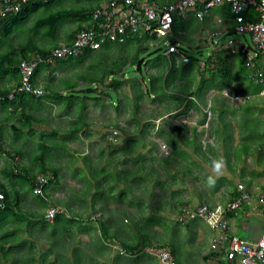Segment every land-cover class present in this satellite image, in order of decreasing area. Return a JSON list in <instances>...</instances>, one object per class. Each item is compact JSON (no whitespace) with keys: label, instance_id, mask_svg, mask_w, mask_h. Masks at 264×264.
Segmentation results:
<instances>
[{"label":"trees","instance_id":"obj_1","mask_svg":"<svg viewBox=\"0 0 264 264\" xmlns=\"http://www.w3.org/2000/svg\"><path fill=\"white\" fill-rule=\"evenodd\" d=\"M55 1L56 0H48L47 2H44L38 0L23 3L19 12H16L13 15L8 14L0 21V78H8L9 81L14 80L13 88H15L21 84V61L23 59L36 60L38 65L34 72L33 83L35 86H38L42 89V94L39 96L29 92H20L19 94H16L14 98H9V94L11 91H13V88L0 86V96H3V98H0V104L9 110L10 114L15 113L17 115L16 117L19 119L21 127L16 126L14 123L11 125V127H13L16 132H20L21 129H28L29 135L31 137H33L35 134L41 137V140L38 144L40 151L38 153H34L33 155L34 162L41 163L46 168H49L50 172L55 176L54 178H51L47 176L48 172L41 170L37 173L32 172L28 170L26 166H22L19 160H17V162L15 159L13 161L15 163H9L5 166V174L9 179L10 186L9 184L6 185L0 183V192L4 193V199L0 200V202L2 201L6 203L4 208L0 207V221L9 217L6 216L9 213L18 214L20 212L19 216H17L20 226L16 225V228L19 227L16 230H19L22 233V236L21 234L12 235V233L6 236H0L2 239V241H0V264H3L2 258H7L6 256L8 251L13 248L9 246L8 250L4 249L3 247L7 245L6 243L10 244V242L14 240V243L11 242V244H14L15 246L29 244V237L39 233L38 231L36 233L35 230H32L36 226H40L42 228H49L50 226L54 227L49 236L50 239H52V245L58 243L57 240H59V237L57 236H59L58 233L61 228H70V223L68 224V222H71V218H69L67 216V212L63 210H60L53 220L47 219L46 213L40 214L39 211H33L32 215L34 216H28L27 213L22 216V211H17V209L19 210L21 208L23 194H26L27 192H31L38 199L40 197L43 206L48 205L46 200V192L52 184L59 181L58 169L49 165V160L54 159V155L51 153V151L56 149H67V143L65 141L66 138H63L62 140L56 139L58 136V129L52 128L50 130L52 137H55L56 139L51 144L49 141H46L47 138L45 137V130L40 131L37 129L42 121L45 120L43 116H40L41 114L37 113L42 110L41 108H43V106H45V101L43 100L45 97H47V99L51 100L52 102L61 103L62 100H67L69 103L67 108H64L61 104L65 111L69 110L74 102L76 103L78 100L82 101L78 107L76 106V110L78 111L75 113L76 117L74 118V124L66 130V132L69 133L67 135L68 138H70L71 135L74 136L79 134L87 126H90V123L83 119L84 115L82 114V110L85 108V103L87 100L101 99L99 98L100 96H90V93L92 92H96L97 95L99 93H104L105 96L109 95L111 100H113L111 95L112 92L118 94L121 89L123 90L125 86L130 84L131 88L133 90L135 89L136 92L133 98L135 104H133L132 107L134 113L140 107V103L145 97H148L152 101L158 100L159 102L164 103L161 107L162 109H160V111L157 113L161 118L164 119L163 124L157 130V134L164 137V142L171 148L169 152L163 156H158V152L154 150L155 147L153 146L147 151L148 154L139 152L137 156L134 155L136 148L139 147L141 143H144L143 141L141 142L144 137V130L150 131V127H155L151 126L150 123H144L141 126L140 122L137 120V129L134 131L138 133V135L142 136L141 139L133 136V131L128 132L125 130L124 124L118 122L115 125H110L108 127V131L103 134V138L109 143L111 147H113L111 153L120 154L123 157V160L129 159L131 156L132 159H135L133 161V167L122 169L124 173L120 172V174H118L116 172L117 176L114 173L116 168L110 167V163H113L112 160L107 161L108 165L105 168L98 167L95 171L99 175L102 182L97 180L99 184H93L94 178L91 176L89 185L80 191L79 197L87 201H89L87 197L91 196L96 198L97 195L103 194L106 189L113 191L114 186H110L108 184H110L111 181L121 179L126 180L129 182V184H131L132 181L134 183L139 182V184L145 186V190L151 191L157 181H155L153 178L156 170L150 161L158 157L160 158L161 162L165 163L164 166L161 165L164 173L173 179V182H169L167 184V189H171L170 194L174 196V198L171 197L172 201L176 198H179L183 191V187L181 189L172 188V186L178 182V176L180 174L185 176L188 181L199 179V175H194L195 169L190 167V165L194 166V168L200 166L198 160H203V157H200L202 142L197 140V127L192 126L193 135L190 136L188 135V126L186 124L176 125L173 120L181 113H187L188 108H190L191 105H195L194 99L192 97L194 95H198L199 97V93L203 90V88L208 86H211L220 92L228 87L230 88L231 94H235L240 91L244 95H251V98H246L242 101H239L240 104L238 106L229 104V107H225L224 103L228 100L232 101L230 97H220L219 95L214 96V100L218 103L219 109L216 119H212L211 124L213 122H216L217 124L218 128L215 130V141L219 147L224 148L225 152L223 159L225 162L229 163L231 160L233 162L235 157L237 160L242 159L240 152L249 153L254 151L255 160L261 161L264 159V156L261 155V152H264V96L259 94L264 88V80L261 82L258 79L259 77L257 72L261 69V67L254 64L256 57H260L264 52H260L252 46L244 47V44L241 40H234L232 41L233 46L226 44L223 47H220V45L213 47L211 53L206 55L204 59H202L200 56L188 55L186 48L181 46V53L186 55L188 58L187 63H185L181 58L179 61H177L174 55H170L171 58L162 56V58L165 60L163 63H153L152 60L145 57V54H149V50L152 46L149 43L144 44L142 42L143 38L138 36V33L136 34V37H138L140 43L138 47L135 49L128 47L124 48L125 46L120 47L119 51L126 53V55H120L106 65L101 64V57H99L100 54L111 52L112 57L115 52H119L107 47L106 45H109L107 41L102 42V44L104 43V45H106L105 47H102V49H100V47V50L93 49L91 46H88L85 48L84 52L78 56L55 58L52 62L41 60L40 57H44L50 53L51 49L56 45L48 47L46 45H40V43L34 38L32 34H27L26 41L23 43V45H19L17 47L18 49H14V47H11L10 45L7 47V39H9L12 31L17 26L26 22L28 18H32L33 20L32 24L35 26L33 31L39 32V30L42 28V34L53 35L58 29L60 23L69 22L70 20L78 21L79 27H77V31L83 29H95L100 32L97 21L94 18V12L102 6L92 4L80 9L73 8L67 10H56L51 12L49 15L40 13V9L50 8L49 6L54 4ZM204 3L205 1L201 2L198 8H202ZM226 5L228 10L231 12V5L229 3H226ZM232 15H234L233 12ZM245 15L247 18L255 20L259 19L257 12L252 9H248ZM176 19L177 18L175 17L174 22ZM44 27L48 28L46 29L47 31L43 29ZM236 27L237 22L233 21L227 29L235 30ZM173 29L175 32V26ZM146 34L148 39L157 38L156 35H150L148 33ZM174 35H176V33ZM133 37V32L129 29L126 33V39L131 41ZM171 41L175 44L180 42L176 36H173ZM246 48H248L249 52L254 50L257 56L251 57V54L246 51ZM181 53L178 55L179 57L182 56ZM88 61H90L89 65L92 67L93 74L92 72L83 71L71 74L73 75L72 78L67 77L63 79V83H65L64 88H54L50 82L45 80V78H42L41 83H38L37 78L40 75L44 77L42 71L45 69L48 71V74L51 75L54 74L55 70L60 69L62 66L76 67L77 65ZM201 61H204L203 66L201 65ZM99 63L103 65V69L101 70L100 75H95V70ZM195 64L199 66V76H201V78L197 80V87L190 91L189 87L192 84V80H190V78L185 75L187 72H189V74L192 73V68H194ZM129 65L135 67L133 71L137 73V76H126V68ZM148 66L149 69L147 71L145 68ZM153 69H155V71H153ZM234 69L236 70L235 72H233ZM262 72L264 78V71ZM206 75H209V78H206ZM78 78L87 80V84L83 86L79 85ZM177 79H180L178 85L174 84L176 83ZM94 83H97L96 87H94ZM98 86H100L101 89H98ZM171 88L179 90L180 94L168 92V90ZM66 91H71V94H64ZM79 93H83L84 95L80 96ZM182 103L185 104V109L173 114L177 110L178 105ZM115 108L117 110L119 105H115ZM216 108L217 107H214L213 110ZM167 114H169V117L166 118ZM204 116H207L206 113ZM236 127H239L238 135L241 137V141H239L238 144H236L235 140L233 139V134L236 130ZM4 146L5 142L0 137V154L3 152L10 154L7 149L3 148ZM190 149L192 152H190ZM212 149L215 150L216 146L214 145ZM232 150L237 152L234 154L235 157L231 156L230 152ZM17 154H21V152ZM11 155L13 156L12 153ZM171 162L174 163L175 167L173 169H166V166L171 165ZM190 175H192L193 178H191ZM39 176H43L46 179L45 186L43 188L44 192L42 193H38L35 190L39 184ZM17 182L25 183L27 186L26 190L19 189L16 186ZM150 182H152L151 188L148 187ZM129 184L127 183L126 186L128 189L120 193L121 197L125 192L128 193V191L133 189ZM93 187L96 190H94ZM233 197H236V195L233 194ZM90 200H92V204H89L92 207L95 206L94 200ZM186 202L188 203L187 200L184 202L179 200L178 203H176L175 206H177L178 210L177 215H180L184 207H191V205L189 203L187 204ZM165 203H169L168 200ZM102 208L103 206L99 205L97 211H100ZM157 208L159 209L160 206L157 205ZM94 210L96 211V209ZM227 213L231 212L229 211ZM21 221H30V224L27 228H24L21 225ZM147 222L148 220L146 221L144 219L143 224H147L148 226ZM132 224L137 236H135V240H128L125 238L120 239V244L125 248V251L127 250L128 252L134 254L140 253L148 247H154L155 249L160 248V246H155V244L150 241L149 236L144 231L143 224L140 225V222L133 220ZM104 230L106 231L105 235L109 236L106 224H104ZM25 234L26 236H24ZM12 238L15 239L11 240ZM49 249L50 248H47V251L40 255L41 264L44 263L43 259L48 256V252L50 251ZM171 249L175 254L176 250L174 248ZM214 253L218 256H223L225 250L215 251ZM53 257L54 259H57L56 255H53ZM51 264H56V260H53Z\"/></svg>","mask_w":264,"mask_h":264},{"label":"crops","instance_id":"obj_2","mask_svg":"<svg viewBox=\"0 0 264 264\" xmlns=\"http://www.w3.org/2000/svg\"><path fill=\"white\" fill-rule=\"evenodd\" d=\"M108 1L110 0H79V2L78 0H76V5L80 3L82 4L81 6H75L73 0H66L63 3L66 5V7H62L63 4L58 7L57 4L59 3V0H56L54 2V4L56 3V5L55 6L54 4L50 5L48 12H46L45 14L49 15L53 11L62 10V9H66V10L73 9V8L80 9L86 6H90L92 4L97 5V6H103L107 4ZM135 1L142 4L149 0H135ZM157 1L163 4H167V3L174 2L176 0H157ZM41 10L42 9H40V13H41ZM176 18L177 19L174 22L172 31L167 34L170 37L169 41L162 40V38L165 36H160V37L157 36L156 39H148V36L145 33H140V34L138 33V36L143 38L142 42L144 44L149 43L151 46L159 45L161 44V42L164 43L165 49L162 52V56L171 58V56L174 55L177 61H179L181 58L183 59L185 63H187L188 60L187 61L184 60V58H187L186 55L181 53L180 43L187 44V41L189 39H185V38H189L188 29L191 28V26L195 24L196 19L205 20L204 26L207 27V31L209 32V37L211 36L210 37L211 45L208 44V42L207 44L212 46V49L213 47L219 46L222 41L221 40L219 44L216 45V42L214 41V37L219 36V38H221V36L225 33H228V35H231L237 32L236 29L235 30L227 29L228 26L231 25V23L233 21L235 22L236 20H235L234 15H232V10L231 12L228 10L226 3H222V4H219L217 6L210 8L208 10V13L205 14L203 18L197 16L196 10H193V9H189L184 13L178 14ZM29 20H31V24L28 25L27 28L25 27V29L27 31H33L35 27L32 24L33 20L32 18H28L26 22H28ZM69 22H74L75 24L74 27L69 28L67 26ZM69 22L66 24L60 23L58 26V29L55 31L53 35L43 34V35H47L48 37L52 39L50 40L51 42L49 43L48 46H54V45L57 46L62 43H67V44L73 43L75 34L78 32L77 27H79L78 25L79 23L77 20H70ZM216 23L224 25V26L222 28H219L216 26ZM174 26L176 28L175 32L173 29ZM43 29L47 31L46 29L48 28L44 27ZM39 32L40 33L43 32L42 28L41 30H39ZM175 33L176 35H174ZM28 34H31V33H28ZM136 34L137 33H133L134 37L131 41H128L126 39L125 42L118 43V42H112L109 40H105L109 44V45H106V44L105 45L107 47H110L112 50H117V51H119L120 50L119 48L122 46H125L124 48L128 47V48L135 49L140 44L138 37H136L137 36ZM173 36H176L180 42L176 44L178 47V51L175 53H172L170 56L167 54V48H168L169 43L175 44L174 42L171 41V38ZM201 38L203 37L201 36ZM153 41H160V42L155 44L153 43ZM103 45L104 43L101 45L100 49H102V47H105V45L104 46ZM199 50L202 52V53L200 52V55L203 56L204 51H202L201 49ZM247 50L248 48H246V51ZM180 53L182 54V56L179 57L178 55ZM149 59L152 60V58H149ZM201 65L202 66L204 65V61H201ZM148 69H149V66L146 68V70L148 71ZM153 71H155V69H153ZM235 71L236 70L234 69L233 72ZM185 76H188L190 80H192V84L189 87V90L191 91L192 89H195L197 87V80L201 78V76H199V66L195 64L194 68H192V73L189 74V72H187ZM206 78H209V75H206ZM4 79H5V82L7 83L2 84V85L0 84V86L13 88L14 80L9 81L8 78H4ZM37 80H38V83H41L42 75H40L37 78ZM179 82H180V79H177L176 83L174 84L178 85ZM225 90H229L230 92V88L228 87L225 88L222 92L214 89L211 86L204 87L203 90L199 93V97L198 95H194L192 97L194 99L195 105H191L190 108H188V110L190 109L193 113H195L192 116L195 118L194 125L192 126H196V127L199 126L197 128V133H198L197 140L202 141L204 144V147L201 148V152H200V157H203V160H198V162L200 163L199 170H204V171L201 176L199 172H195L194 175H199L200 177L199 180H202V178L204 177L207 180L206 177L211 176L214 179L215 183L210 186L204 180L200 181L203 187L205 188L206 186L208 187V189L204 191H199L198 194L195 193L193 195L189 192V190H187L188 187L186 186L184 194H181L179 198H176L177 201L176 199H174V201L178 203L179 200L183 202L187 200L188 203L191 205V207H196L201 204H208L210 206H216L218 203L226 205L228 202L232 200L231 198H238L240 196L241 191L239 189V183H244L246 186V190L251 195V198L249 201H243L241 208L235 211H230L231 213L226 214L228 221L230 220L231 229L229 230V232L232 235H235V236H238L244 239L256 240L264 232V199L261 200V197H264V159H262L261 161L255 160V155L253 151L249 153L240 152L242 159L237 160L234 155L237 152H235L234 150L230 152L231 156L235 157L233 159V162L231 160V162L227 163L223 159L224 152H225L224 148L222 150V148L219 147V145L214 143V140H216L215 130L218 128L217 124L216 122H213L211 124V120L216 119V115L219 109V105L214 100V96L219 95L220 97L222 96L230 97L232 101L228 100L227 102H225L224 103L225 107H229L228 106L229 104L231 105L233 104L234 106H238L240 104V102H236L233 100L234 94H231L230 92V95H227L224 93ZM168 92H171L173 94H180L179 90L175 88H171L170 90H168ZM151 104H156L155 108H158L160 110L162 109L161 107L163 106L164 103H161L158 100H156V101H152ZM113 105L115 107L114 102H113ZM184 105H185L184 103L178 105L177 110L181 111L185 109ZM214 107H217V108L213 110ZM207 110H210L211 112L210 117L204 116L205 113L206 115H208ZM176 113H173V114H176ZM181 114H186V113H181ZM15 116H17L15 113L10 114V111L7 110L5 107L1 106L0 104V135H1L0 137L5 142V146L3 148L7 149V151L10 152V154L9 153L7 154L5 152L0 154V183L6 184V185L9 184V179L5 174V166L9 163L10 164L15 163L13 162L14 159L16 161L19 160L21 156L26 153L28 147L30 146V141L32 140L33 142V137H31L30 135H27V138L23 140H21L20 137H14V142L12 141L11 138L6 137L7 133L4 134V132L7 128V125L9 126L12 125L11 121H12V118H15ZM177 117H175L173 122L176 120ZM154 119L155 118L153 117H150L149 119L148 118L145 119L142 117L138 118V122H140L141 126L144 123H150L151 126H155V127H150L149 129L150 131L144 130V134H143L144 137L142 140L144 142L142 144L143 149L140 152H144L145 154L149 150L147 148V143L149 142V140L158 136L157 130L163 124L162 120H164L163 118H161L162 119L161 122L159 124H156L152 121ZM123 122H124V127L127 128V131L132 132L131 127L126 122V119L120 120L119 123L122 124ZM136 129L137 128H135V130ZM238 131H239V127H236V130L233 134L234 140L236 138L235 133L237 134ZM191 132L189 133L190 136H192L193 134ZM151 134H154V135H151ZM159 137L162 140L164 139L162 135H159ZM11 141L13 142V144H11ZM214 145L216 146L215 150L212 149ZM19 152H21V154H17ZM190 152H192L191 149H190ZM11 153L13 154V156L11 155ZM261 155L264 156L263 151L261 152ZM6 157L7 158L10 157V159H8L9 160L8 162H7ZM215 158L216 160L217 158H219L220 161H223V165H224L219 175H216L215 171L208 170L205 167V166H208L207 165L208 163H212L213 161H215ZM129 162L131 161L129 160ZM131 164L132 165H130L129 167L133 166L132 162ZM3 175L6 177L5 179L3 178L4 177ZM188 182L192 183L193 180L188 181ZM139 185H140L139 190H142L143 185L142 184H139ZM16 186L21 190H26L27 188L25 183H21V182H17ZM190 186L191 187L189 188L191 189L194 188L192 184ZM106 190L108 192L106 193L105 191L103 194H105V200L108 201L110 198L113 197L114 193L112 191H109L108 189ZM27 193H30L32 198H35L37 200L36 196L33 195L31 192H27ZM233 194L236 195V197H233ZM98 197H100V195H98ZM87 198L93 199V197L91 196ZM120 198H128L127 203L129 202L130 204L132 203L136 204V201H133V200L129 201V199H132V198H137L141 200V202L142 200H145V202L142 203L145 205H147L148 203V196L146 197L145 193L143 192L136 193L134 192L133 189L128 191V193L125 192L124 195H122V197L119 194V199ZM24 199H25V193L23 194L21 208L19 210L17 209V211H22L23 213L22 216H24L25 213H27L29 216H34L32 215V212L36 210L23 208ZM93 200H94V203L96 204V200L95 199ZM111 200L113 199H110V201ZM47 203L49 204L48 201ZM102 204H103L104 209L102 208L100 211H98L99 213L98 212L96 213L98 214L97 216L99 217H95L96 214L94 216H90L91 215L90 208L92 207L91 205L85 206V210L81 209L80 212L75 213V215L73 216L70 215L67 211L63 210L67 212V216L71 218L70 219L71 222H68V224L70 223V228L68 229L61 228V230L58 233L59 236H57L59 237V240H57L58 243L55 245H52V239H49L50 235L48 232H45L44 236H48L47 238L49 242L48 243L41 242V240L44 239V237L41 234V230H43L44 228L39 227V226H36L35 228L32 229L33 231L35 230L36 233L38 230L39 233L29 237L30 239L28 240L29 244H26L23 246H18V245L15 246L14 244H11V242L14 243V241H11L10 244L6 243L7 245L3 247L4 249L8 250L9 246L13 248L8 251V254L6 256L7 258L5 257L2 258V263L3 264H41L40 255L42 253H45L47 251V248H50L49 249L50 251L48 252L49 253L48 256H46L43 259L44 260L43 264H51L53 260H56V264H167L164 261H160L159 259V252L162 249H165L168 251L170 250L172 254V262H174L175 264H226L222 256H218L217 254L214 253L215 251H219L214 246L215 239L221 237L222 233L215 231L217 234L213 236L212 233L206 232L204 229L208 225L206 224L207 222L202 219H195L192 221H188L186 223H183L187 226L186 228L185 227L178 228L180 229V232H182L185 236H188L190 232L195 238V241L192 239L190 241L184 240L183 244L179 246L176 244V242L168 243L166 246L162 248H158V249H155L154 247H148L144 251L140 253H134V254L128 252L127 250L125 251V248L120 244V239L125 238L128 240H135V236L137 235H136L135 229L133 228L134 226L131 223L129 225V228H125L124 230H122L123 228H121L120 230L117 229L116 232L108 233L109 236H106L105 235L106 231L104 230V224H106L107 227L108 225L111 226L110 220H114V218L112 216H105L111 211L109 209H106L105 211L106 204L105 203H102ZM42 207L43 208H40L39 213L45 214L48 208L45 206H42ZM19 214L20 212L18 214L9 213L8 215H6L9 217L0 221V224H1L0 232L2 233L3 236H6L10 233H12V235L21 234L22 236V233L19 230H16L17 228H19V227L16 228V225L20 226L19 221L17 219V216H19ZM103 217L108 218L106 220L107 223H104L105 221H103ZM96 218H100L99 222H96ZM233 222L237 223L236 227L235 226L233 227ZM21 224H22V221H21ZM97 225L101 226L100 227L101 230L96 231L95 227ZM237 231H240L242 235H239ZM24 236H26V234ZM36 236H38L40 240L36 241ZM181 238H183V235H181ZM171 248H174L176 250L175 254L173 253V250ZM153 249H155V251ZM53 255H56L57 259H54ZM27 256L29 257L30 260L28 259ZM172 262H168V263L172 264Z\"/></svg>","mask_w":264,"mask_h":264},{"label":"rangeland","instance_id":"obj_3","mask_svg":"<svg viewBox=\"0 0 264 264\" xmlns=\"http://www.w3.org/2000/svg\"><path fill=\"white\" fill-rule=\"evenodd\" d=\"M65 1L66 0H59V3L57 4L58 7L61 6ZM73 1H74L75 6H81L82 4L80 3L76 5V0H73ZM55 5L56 3L54 4V6ZM62 7H66V5L63 4ZM48 10L49 8H43L41 10V14L48 12ZM204 22L205 20L196 19L195 24L192 25L191 28L188 29L189 38H185V39H189L187 41V44L191 46L180 43V46L186 48L188 55L200 56L202 59H204V57L208 55L212 49V46H210L211 36L209 37V32L207 31V27L204 26ZM64 23L66 24L68 22H64ZM30 24H31V20H29L28 22H24L21 25L17 26L10 34L9 39H7V43H8L7 47H9L10 45L11 47H14V49H18L17 47L19 45H23V43L26 41V36L28 33H31L34 36V38L40 43V45L48 46L49 43L51 42L50 40L52 39L48 37L47 35L41 34L38 31L37 32L27 31L25 27L27 28L28 25ZM74 25H75L74 22H69L67 24L69 28L74 27ZM216 26L219 28H222L224 25L216 23ZM201 36L203 38H201ZM218 38L219 36L214 37V41L217 42ZM169 39H170L169 35L162 38L163 41H169ZM234 40H241L245 47L252 46L253 48H255L253 45L251 35L242 34L239 32L228 35L224 40L221 41L220 47L221 46L223 47L226 44L233 46L232 41ZM159 42L160 41H153V43L155 44ZM207 42L210 45H208ZM153 46L150 48L149 54H146L145 57L147 59L152 58L153 63L165 62V60L162 58V55H161L163 50L165 49L164 44L162 43V44H159L158 46H155V47ZM199 49L204 51L203 56L200 55L201 51ZM111 54H112L111 52L100 54L99 57H101V60H100L101 64L106 65L107 63L112 62V60L116 59L118 56L126 55V53L124 52L122 53V51L115 52L112 57H111ZM250 54L254 57L257 56L254 50H252ZM89 64H90V61L85 62L83 64H79L76 67L62 66L60 69L55 70L54 74H51V75L48 74V71H46L45 69L42 71V73L44 74V77L42 78H45V80L50 82L54 88H58V87L64 88L65 83H63V79L67 77L72 78L73 75L71 74H74L80 71L92 72L93 74L92 67H90ZM101 64L99 63L98 67L96 68L95 75L101 74V70L103 69V65ZM254 64L261 67L260 69L261 71H264V53L261 54L260 57H256ZM134 69L135 67L129 65L126 68V76L127 77L137 76V73L133 71ZM5 83H7L5 82V79L0 78V84L2 85ZM78 84L81 86L86 85L87 80L78 78ZM96 85L97 83H94V87H96ZM98 89H101V87L98 86ZM64 94L70 95L71 91H66ZM135 94H136L135 89L133 90L130 84L128 86H125L123 90L121 89L120 92H118V94L115 92H112L111 95H112L113 100H111L109 95L105 96L104 93H99L98 95L96 92L90 93V96H100L99 98H101L100 100H94V99L87 100L85 103V108H83L82 110V114L84 115L83 119L88 121L90 123V126H87L79 134L74 135L75 137L71 135L70 138L67 137L69 133H67L66 130L74 124L75 122L74 118L76 117L75 113L76 111H78L76 110V106L78 107V105L81 104L82 101L78 100L76 101V103L74 102L72 107L69 110L65 111L62 108V106L64 108H67L69 104L67 100H62L60 103V102H52L51 100H48L47 97L43 98V100L45 101V106H43V108H41L42 110L37 113L41 114L40 116H43L45 120L42 121V123L37 127V129L40 131L45 130L46 132L45 137L47 138L46 141H49L50 144L53 143L56 139L62 140L63 138H66L65 141L67 143V149H64V150L56 149V150L51 151V153H53L54 155V159L49 160V165L56 167L58 169L59 181L57 183L52 184L48 188L46 192L47 193L46 200L49 202V204L46 205L45 207L50 209V206H53V207H56L59 211L65 210L70 215L73 216L75 215V213L80 212L81 209L85 210V206L87 205L89 206L90 204H92V200H90L92 198H89V201H87V200L81 199L79 196H80V191H82L83 188L89 185L91 176H93L94 178L93 184L98 183L97 180L102 182L99 175L95 171L98 167L105 168L108 165L107 161L112 160L113 163H110V167L116 168V171L114 173L117 176V173L118 174H120V172L124 173L122 169L129 168V166L132 165L131 162L133 163L135 159H132L131 156L129 157V160H132V161L129 162L128 159L123 160V157L120 154L111 153L113 150V147H111L109 143L103 138V134L108 131V127L110 125H115L116 123L120 122V120L126 119L127 124L131 127V130L133 131V136L141 139L142 136L138 135V133L134 131L135 128H137L136 121L138 120L139 117H142L145 119L147 118L149 119L150 117H153L155 118L154 120H152L154 123L159 124L161 122L162 119L159 116V114H157L160 110L158 108H155L156 104H151L152 101L148 97H145L141 101L140 107L135 111V113L133 112L132 107H133V104H135V101H133ZM79 95L82 96L84 94L79 93ZM229 95H230V92H229ZM233 100L236 102L238 101V100H235L234 98ZM113 102L115 103V105L117 104L119 105V108L117 110L114 107ZM179 111L180 110H177L174 113L179 112ZM194 114L195 113H193L189 109L186 114L178 115L174 123L177 125L186 124L188 126V135H190L189 133L192 131V125H194L195 118L192 117ZM207 114H208L207 116L209 117L211 116V113H209V111H207ZM168 116L169 115L167 114V117ZM11 123H14L16 124V126L21 127V123L19 122V119L16 118V116L15 118H12ZM122 124H124V122ZM52 128L58 129V136L56 139L55 137H52L51 135L50 130ZM125 130H127V128H125ZM5 133H7L6 137L11 138L13 142H14V137H20V139L23 140L27 138L26 135H29L28 129H21L20 132H16L9 125H7V128L4 134ZM151 135H154V134H151ZM160 137L159 135L155 138L152 137L153 139L149 140V142L147 143V148L150 149L154 146L155 147L154 150L158 152V156H163L164 154H167L171 148L168 145H166L164 140H162ZM235 137H236L235 141L238 144V142L241 141V137L238 135V133L237 134L235 133ZM40 140H41V137L35 134L33 136V142L32 140L30 141V146L28 147L26 153L22 155L19 160L21 162V165L26 166L28 170L32 172H36V173L40 170L46 171L48 172L47 176L54 178L55 176L50 172L49 168H46L41 163L34 162V158H33L34 153H38L40 151V148L38 146ZM12 141H11V144H13ZM214 143L216 144L215 140H214ZM142 144L143 143H141V145H139V147L136 148L134 155L137 156V154L143 149ZM203 147H204V144L202 142V148ZM6 159L8 162L9 161L8 159H10V157L8 158L6 157ZM150 162H152V165L154 166L156 170V173H154L153 178L155 181H157L155 186L151 189V191L145 190L144 189L145 186H143L142 190H139V187H140L139 182L134 183L132 181L131 184H129V182H127L124 179L111 181L110 184L108 185L114 186V190L112 191L114 195L112 198H110L113 200L110 201L109 199L108 201H106L105 194L100 195V197H98L97 195L96 198H93L96 200V204L95 206L90 208V212H91L90 216H94L98 212L97 211L98 206L100 204L103 206L102 203H105L106 204L105 211L106 209H109L111 211L105 216H112L114 218V220H110L111 226L108 225L107 227L108 233L116 232L117 229L120 230L121 228L123 229L129 228V225L132 223V220L136 222H140V225H141L144 223V218H145L146 221L148 220L147 222L148 226L147 224L145 225L143 224L144 231L149 236L150 241L155 244V246H158V247L160 246V248H162L166 246L168 243H174V242H176V244L179 246L183 244L184 240L190 241L192 239L195 241V238L190 232L188 236H185L182 232H180V229H178L179 227L186 228L187 226L179 221V215H177L178 213L177 206H175L176 202L174 200L172 201V198H171V197L174 198V196L170 194L171 189H167V184L169 182H173V179L168 177V175L165 174L163 169L161 168V165L164 166L165 163L161 162L159 157L153 159ZM212 164L213 162L208 163L207 164L208 166H205V165L204 166L208 170L214 171ZM174 167H175L174 163L171 162V165L166 166V169H169V168L173 169ZM190 167L195 169V172H199L200 176L202 175L204 171V170H199L200 166H197L194 168V166L190 165ZM216 175H219V174L216 173ZM190 177L192 178L193 176L190 175ZM3 178L5 179L6 177L4 176ZM206 178L208 180L209 177H206ZM203 180L207 182V180L204 177L202 178V180L193 179V182L191 183V182H188L185 176L180 174L178 176V182L175 183L173 185L174 187L172 186V188L181 189L183 187L182 194H184V191L187 186L188 187L187 190H189V192L192 195L195 193L198 194L199 191H204L208 189V187L205 186L204 188L203 185L200 183V181H203ZM127 183L130 185L131 188H133L134 192L136 193L143 192L146 194V197L148 196V203L146 202L147 205L142 204L143 202H145V200H142L141 202V200L137 198L129 199V201L130 200L136 201V204L135 203L130 204L129 202L127 203L128 198L119 199L120 192L128 189L126 187ZM190 183L194 186V188L192 189L189 188L191 187ZM151 184L152 182L148 184L149 188H151ZM44 186H45V183L43 184L42 188H44ZM94 190L96 189L94 188ZM105 191L106 193L108 192L107 190ZM166 199L168 200L169 203H165ZM41 202L42 201L40 197L39 199L37 198L36 200L35 198H32L30 193H27L25 194L23 208L39 211L40 208H43L42 207L43 205ZM157 205L160 206L159 209L157 208ZM94 209H96V211ZM97 215L98 214H96L95 217H99ZM99 219L100 218H96V222H99ZM107 219L108 218L103 217V221H105L104 223H107L106 222ZM29 224H30V221H27V222L22 221L21 225L22 227L27 228ZM236 224L237 223L233 222V227L234 226L236 227ZM228 226L231 229L230 220L228 221ZM100 227H101L100 225H97L95 227L96 231L101 230ZM53 228L54 227L50 226L49 228L45 227L43 230H41V234L44 237V239L41 240L42 243L49 242L47 238L48 236H44V234L45 232H48L50 235V233L53 231ZM204 230L208 233H212L213 236L217 234L216 233L217 231L215 232V230H213L209 225ZM237 232L239 235H242L240 231H237ZM181 235H183V238H181ZM0 236H2L1 232H0ZM13 239L15 238H12L11 240ZM38 240H40V238L36 236V241ZM216 240L217 239H215L214 246L216 244ZM0 241H2L1 238H0ZM153 250L155 251V249ZM168 261H166L165 263L169 264Z\"/></svg>","mask_w":264,"mask_h":264},{"label":"built area","instance_id":"obj_4","mask_svg":"<svg viewBox=\"0 0 264 264\" xmlns=\"http://www.w3.org/2000/svg\"><path fill=\"white\" fill-rule=\"evenodd\" d=\"M38 0H0V21L3 17L19 12L21 5L26 2ZM47 2L48 0H40ZM205 1L202 8H198L201 2ZM222 3H229L237 22L236 31L242 34H250L256 50L264 52V0H176L163 4L157 0H149L142 4L135 0H110L107 4L94 12L100 32L95 29L79 30L75 34L72 44L62 43L55 46L50 53L41 60L52 62L55 58H65L82 54L86 47L99 49L102 42L109 40L123 43L126 41V33L130 29L133 33H148L156 36H166L172 31L174 19L178 14L189 9L196 10L197 16L203 18L208 10ZM248 9L257 12L258 20L247 18L245 13ZM99 38V39H98ZM178 51L176 44L169 43L167 54L171 55ZM187 61V58H184ZM38 65L36 60L23 59L20 64L21 84L9 94L14 98L20 92H29L34 95H41L42 89L35 86L33 77ZM258 79L263 82V72H257ZM229 95V90L224 91ZM264 96V88L259 93ZM3 98V96H0ZM235 100L242 101L251 98V95H244L240 92L233 95ZM210 112V110H207ZM39 184L36 192H43L45 177L39 176ZM241 194L233 198L226 205L218 203L216 206L201 204L196 207H184L179 215V221L186 223L195 219H202L215 231L221 232L222 236L217 238L215 247L218 250H225L223 259L229 264H264V232L257 240H248L232 235L228 226L227 212L235 211L242 206L243 201H249L251 195L246 190L244 183H239ZM4 199V193L0 192V200ZM264 197H261L263 200ZM6 203L0 202L4 208ZM59 210L50 207L46 212V218L53 220ZM161 261L172 262V256L165 249L159 252ZM174 264V262H172Z\"/></svg>","mask_w":264,"mask_h":264},{"label":"clouds","instance_id":"obj_5","mask_svg":"<svg viewBox=\"0 0 264 264\" xmlns=\"http://www.w3.org/2000/svg\"><path fill=\"white\" fill-rule=\"evenodd\" d=\"M223 161H220V160H215L213 161V164H212V167H213V170L219 174L221 172V169L223 168ZM207 183L211 186L215 183L214 179L210 176L208 178V181Z\"/></svg>","mask_w":264,"mask_h":264},{"label":"water","instance_id":"obj_6","mask_svg":"<svg viewBox=\"0 0 264 264\" xmlns=\"http://www.w3.org/2000/svg\"><path fill=\"white\" fill-rule=\"evenodd\" d=\"M228 35V33H225V34H223L222 36H221V38H219L218 40H217V42H216V45H218L219 44V42L221 41V40H224L225 38H226V36ZM248 51V50H247ZM251 57H253L252 55H250ZM259 238V237H258ZM257 238V239H258ZM256 239V240H257Z\"/></svg>","mask_w":264,"mask_h":264}]
</instances>
